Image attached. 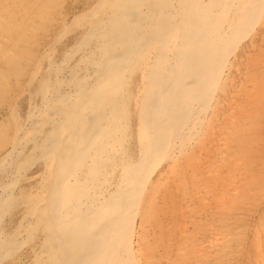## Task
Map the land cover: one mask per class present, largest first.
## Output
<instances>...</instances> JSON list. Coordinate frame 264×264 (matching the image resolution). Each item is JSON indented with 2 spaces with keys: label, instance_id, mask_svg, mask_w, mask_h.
Here are the masks:
<instances>
[{
  "label": "bare ground",
  "instance_id": "1",
  "mask_svg": "<svg viewBox=\"0 0 264 264\" xmlns=\"http://www.w3.org/2000/svg\"><path fill=\"white\" fill-rule=\"evenodd\" d=\"M263 185L264 0H0V264H264Z\"/></svg>",
  "mask_w": 264,
  "mask_h": 264
},
{
  "label": "rangeland",
  "instance_id": "2",
  "mask_svg": "<svg viewBox=\"0 0 264 264\" xmlns=\"http://www.w3.org/2000/svg\"><path fill=\"white\" fill-rule=\"evenodd\" d=\"M69 4H70L69 2H66L65 5H64V6H65V10H67V11H70V10L73 8V6H74L73 4H70V5H69ZM68 9H69V10H68ZM263 187H264V185H263ZM263 190H264V188H263ZM261 194H262V195H261ZM259 195H261V198H262V201H263V203H262V208L264 209V191H263V193H260ZM262 196H263V197H262ZM255 216H257V215H255ZM255 216H254V217H255ZM247 235H248V238H249V235H250V234H247ZM239 262H241V261H239ZM241 264H242V263H241Z\"/></svg>",
  "mask_w": 264,
  "mask_h": 264
}]
</instances>
